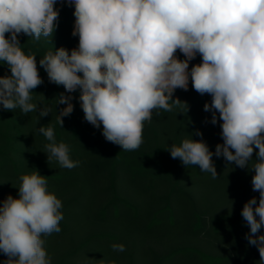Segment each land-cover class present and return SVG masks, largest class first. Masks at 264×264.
I'll return each instance as SVG.
<instances>
[{"label":"clouds","instance_id":"obj_1","mask_svg":"<svg viewBox=\"0 0 264 264\" xmlns=\"http://www.w3.org/2000/svg\"><path fill=\"white\" fill-rule=\"evenodd\" d=\"M59 2L74 6L72 35L79 42L71 50H53L51 43L59 25L58 0H0V63L10 70L0 76L3 110L38 112V122L52 112L33 102V90L44 81L37 56L23 50L21 34L52 45L39 59L49 82L62 85L66 93L79 89L84 119L97 129L102 125L105 140L124 151L140 148L145 123L154 113L189 111L186 102L173 96L177 89L187 91L191 80L197 93L211 95L203 108L211 112L213 125L222 122L223 143L212 152L203 139L187 134L167 151L213 179L218 178L213 156L254 170L252 189L259 199H249L241 215L249 227L246 239L264 264V0ZM197 54L202 62L189 68ZM72 99L64 93L57 98V104L66 105L56 117L61 127L74 111ZM36 133L48 141L44 152L49 163L54 160L69 170L79 166L69 145L57 143L53 126H41ZM194 134L203 135L199 130ZM32 169L19 177L18 197L8 195L0 202L3 264H52L43 237L61 231L63 204L49 190L47 177ZM112 249L126 250L122 243Z\"/></svg>","mask_w":264,"mask_h":264},{"label":"trees","instance_id":"obj_2","mask_svg":"<svg viewBox=\"0 0 264 264\" xmlns=\"http://www.w3.org/2000/svg\"><path fill=\"white\" fill-rule=\"evenodd\" d=\"M56 7L60 9L59 25L56 31L72 34L75 23L74 6H69L66 2L61 4L58 0ZM8 35L6 33V36ZM19 39L26 54L30 51L37 56L39 75L44 81L33 90V102L41 91H45L48 97L39 104L41 107L47 105L52 108L48 116L42 117V123L30 125L33 141L37 142L38 146L48 143L45 137L36 133V129L49 124L55 129L57 143H66L70 147V152L73 153L77 147L78 138L85 135L81 141L83 143L78 145L81 154L83 157L87 155L94 165V171L103 172L105 179V183L101 186L100 204L96 207L98 214L103 215L97 217L102 218L98 222L110 225L117 221L109 220L108 217L112 212L116 216L123 212L129 214L134 212L135 217L141 220L135 225L134 231L139 237L138 241L153 239L156 247L160 244L167 246L162 250L161 247L154 248L155 245H151L146 247L144 252L138 253L136 250L138 244L135 240L130 252L120 253V259L126 258V264H138L139 257L147 256L149 260L146 264H259L261 258L258 249L248 243L246 234L249 232V227L241 215L242 208L249 199L252 197H256L257 201L259 199V192L252 189L254 170L247 167L241 169L233 164L234 162L229 165L223 157L213 156L218 176L221 175V181L228 182L227 184L231 186V196L230 198L224 194L221 196L219 194L216 198L204 196L201 202L200 197L198 198L190 191L192 189L190 186H193L194 182L201 177H206L208 181L213 180L212 182L216 179H213L210 173L200 172L198 166H184L179 159H173L167 151L171 144H179L188 134L183 131L186 120L176 124L173 133L150 124L140 148L135 151H124L119 145L105 140L102 135V125L97 129L84 119L78 89L74 93H66L62 85L57 86L49 82L47 73L39 65V59L52 48V45L44 38L37 42L23 34ZM51 43L53 44L52 38ZM75 47L77 46H65L69 50ZM56 48L53 47V50ZM177 56L184 57L179 50H177ZM201 62L202 58L197 54L195 59L189 62V68ZM4 75H10V70L6 64L0 63V76ZM61 93L71 95L73 97L71 102L74 105L72 114L63 118L62 127L56 118L59 110L66 106L57 104V98ZM176 98L186 102L189 110L192 108L204 110V104L210 103L212 99L209 94L197 93L192 87L191 80L187 91L181 89L175 91L173 99ZM177 112L179 110L173 111L174 114ZM170 113L160 110L159 115L167 116ZM209 113L207 121L190 134L194 140L203 139L210 151L215 152L216 145L223 143L220 128L222 122L218 121L216 125H213L210 122L211 112ZM9 115L3 127L0 128V135L5 141L2 143L3 146H0V173L3 177L9 176L4 169H9L10 166L18 173L23 164V160L18 157L24 155L26 158L28 155L17 144L24 139L22 122L13 119L15 112L10 111ZM21 116L23 117L22 113ZM12 130H15V134H12ZM197 130L202 132V137L194 134ZM256 151L258 149L254 150L253 159H255ZM124 172L131 175L133 180L140 179L146 182L143 200L132 199L129 192L119 187V179ZM41 175L47 177L49 189H52L53 179L67 176L52 171L49 166ZM1 188L0 185V190ZM10 195L13 196V190ZM80 199V194H72L70 198L65 199L61 209L64 218L60 226L64 223L66 225L75 214ZM229 205L234 209H225ZM156 228L162 229L160 236L154 234ZM261 232L264 233V229ZM115 234L112 228H97L78 242L71 243L52 264H80L76 262V258L83 248L97 237L110 236L117 239L118 236ZM6 259L7 257L0 252V260L4 262Z\"/></svg>","mask_w":264,"mask_h":264},{"label":"rangeland","instance_id":"obj_3","mask_svg":"<svg viewBox=\"0 0 264 264\" xmlns=\"http://www.w3.org/2000/svg\"><path fill=\"white\" fill-rule=\"evenodd\" d=\"M53 46L54 47H65V46H78L79 38L78 36H73L72 34L61 33L59 31H55L53 36ZM180 59H184L181 57ZM78 94L80 95V91L78 89ZM48 94L45 91H41V93L37 96L34 102L40 103L43 99H46ZM15 115L13 119L22 122V129L24 134V139L22 141H18V145L21 150L27 152V157L24 155H20L18 158L23 160V164L19 168V172L17 173L16 169L12 166L9 169H4V172L8 173V177L4 176L0 173V201L4 200L13 190V197H18V186H19V177L22 174H25L28 171L33 170L35 168L39 171L40 174L45 172L47 166L51 168L54 172H59L67 175L65 178H55L52 180V189H49L53 193L57 195V198L61 199L62 204L65 199L70 198V196L75 194H80L81 199L79 205L75 209V214H73L68 220V222L61 225V231L59 233H53L49 236L43 237L46 241L45 247L52 258V263L55 262L62 254L63 251L70 246V244L74 242H78L82 239L86 234H91L97 228H106V229H114L117 235V239L114 237H106L101 238L97 237L93 240L89 245L83 248L78 254L76 258V262L80 264H126V258L122 257L120 259V253L113 251V244H124L126 250L123 253L130 252L132 248V243L137 241L138 247L137 252L142 253L145 251L146 247L155 245L153 239H141L138 241L139 237L135 235L134 231L136 230L137 223H140V219L135 217V213H126L120 214L116 216L115 214H110L108 218L109 220L115 219L117 220L113 224H103L100 217L101 215L97 212V206L100 204L99 199H101L102 192L101 186L105 183V179L103 176V172H99L97 170L94 171V165H92V161L85 155L83 157L80 151V144L84 136L78 138V143L76 144L73 153L70 152L71 159L75 161H79L80 164L78 167L74 169H65L60 167L58 162L52 161L48 162L47 154L45 151V145H39L37 142L33 141V134L30 125L32 123L39 124L43 122V118H39L38 122V112L36 115L34 113H29L26 116H21L19 110L13 111ZM10 111L3 110L2 105H0V128L3 127ZM209 113V112H208ZM208 113H205L202 109L192 108L187 113H179L174 114L171 112L167 116L156 115L154 113L153 119L150 123L146 122L144 126L143 137L147 136L145 133L149 131L150 124H154L158 126L161 130L168 132H174V128L176 124L186 120V125L184 126L183 131L185 134H190L194 132L199 126H202L205 121L209 118ZM210 114V113H209ZM20 116V118H19ZM23 119V121L21 120ZM12 134H15V130H12ZM27 140V141H26ZM2 143L5 141L2 140L0 135V146H3ZM144 143V140H143ZM142 143V144H143ZM79 145V146H78ZM235 164V163H233ZM3 171V170H2ZM1 171V172H2ZM206 177H201L194 182L193 186H190L192 189L190 190L193 194L200 197V201H203V197H213L216 198L219 194L225 195L227 198H230V189L231 186L227 184L228 182L221 181V175L214 180V182L206 180ZM119 187L122 190H126L129 192L130 196L134 200H143L145 198L144 188H146V182L140 179L133 180L132 176L124 172L121 175V179H119ZM82 191V192H81ZM81 192V193H79ZM225 209L233 210V206H227ZM182 210V209H180ZM188 210V207H186ZM103 216V215H102ZM101 216V217H102ZM111 223V221H108ZM109 226V227H108ZM154 234L160 236L162 234V229L156 228L154 230ZM157 247H161L160 249H164L167 246L157 245ZM156 245L154 248H157ZM147 256V255H146ZM149 260V257H139L137 259L138 264H146V261ZM0 264H3V261L0 260Z\"/></svg>","mask_w":264,"mask_h":264}]
</instances>
